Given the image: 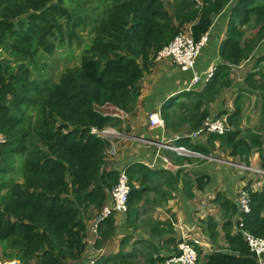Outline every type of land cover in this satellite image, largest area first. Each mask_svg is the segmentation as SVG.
<instances>
[{
    "label": "trees",
    "instance_id": "16d2710c",
    "mask_svg": "<svg viewBox=\"0 0 264 264\" xmlns=\"http://www.w3.org/2000/svg\"><path fill=\"white\" fill-rule=\"evenodd\" d=\"M110 3L95 25L93 43L82 52L81 64L67 68L54 82L33 78L32 67L40 55L63 44V20L70 24L72 39L76 27L86 24L85 16L79 12L73 16L66 0H0V248L13 250L8 258L23 264L35 258L36 264H66L68 257L76 261L82 257L90 210L100 211L107 204L120 176L107 155L110 138L92 133L91 128L121 127L124 119L112 113L135 110L140 82L158 51L188 28L198 40L222 12L229 20L214 75L201 90L185 89L166 100L160 113L169 132L182 133L176 146L209 156L219 142L220 149L236 158L234 163L248 166L257 151L259 167L264 169V0ZM247 28L257 34L246 37ZM2 50L9 59L1 57ZM248 59L252 69L245 77L246 86H240L234 83V66ZM229 89L237 92L235 109L223 107L213 114L214 104ZM253 95L261 97L258 111L263 126L242 128L245 105L248 100L252 103ZM214 115L224 120L226 130L196 134ZM186 124L189 131H182ZM126 172L131 190L124 220L117 213L102 220L94 246L105 247L121 224L131 231L123 236L119 252L101 255L96 264H132L139 255L143 264H165L166 254L179 253L180 232L171 219L154 218L151 211L168 204L180 181L184 196L201 206L196 192L205 190L212 178L208 173L195 180L182 178L180 169L173 172L143 163H130ZM249 172L255 180H244L264 181V173ZM190 181L198 182L195 189ZM245 188L251 194L250 213H241L238 200L222 194L216 200L223 210L222 222L211 214L210 205L204 206L201 227L216 248L203 261L199 256L198 264H258L243 234H235L233 228L242 218L245 229L264 237V183L260 189L254 190L250 183ZM138 230L149 232L150 238L137 237L127 250L135 237L132 231Z\"/></svg>",
    "mask_w": 264,
    "mask_h": 264
},
{
    "label": "crops",
    "instance_id": "0c3cea01",
    "mask_svg": "<svg viewBox=\"0 0 264 264\" xmlns=\"http://www.w3.org/2000/svg\"><path fill=\"white\" fill-rule=\"evenodd\" d=\"M228 20V16L225 12L219 13L214 17L209 41L202 48L201 55L198 59V63L196 66L198 70L204 72L210 66L216 67V65L220 61V47L222 41L226 36ZM252 63V60L248 59L240 65L234 66V70L237 72L235 73V77H237V82L234 83H239L240 86L241 84L243 86H246L245 77L248 72L251 71ZM245 69H247V71H245ZM191 77V70L183 71L180 67L173 63L171 58H156L151 68L144 73V76L140 82L141 95L138 99L135 110L129 114L125 113V118H123L124 120L121 127H115L117 132H119V134L123 136L113 138L114 143L111 149V153L109 155V159L112 162V165H114L115 168L119 169L123 166H127L130 163H143L152 168H165V164L167 163L164 159L168 158L170 161V166L168 169L173 172H177V170L180 169L182 178H187L189 176L195 180V178L200 173L201 175L208 173L211 176L212 180L205 190H201L200 195L202 197L209 196V205L211 208L209 210L214 211L211 214L215 215L217 219L222 222L224 220V217H222L223 210L221 209L220 203L216 202L218 195L222 194L228 198L238 200L239 204V195L242 186L245 185L244 187H246V184L250 183L252 185V188L256 190L261 188L264 181L241 180L242 183L238 182L232 172V166L235 167L233 162L234 157L230 156L229 153L225 152L222 148L220 149L219 142L215 144L216 146L212 153L214 156H211L212 154L208 156L203 153H201V156L179 155L167 146L176 145L175 141L179 138V136L182 135L181 132L171 133L166 129V127L156 128L153 130L149 129L148 127L149 114L152 111L160 110L161 106L166 100H168L174 95H177L179 92L185 91V89L190 87L189 83ZM206 83L208 82L204 78V80L201 79L199 82L195 83V85L198 90H201L206 85ZM191 89H193V85ZM229 90L226 91V93L224 92L221 98L219 99L220 101L214 104L212 110L213 114L217 113L218 110L223 107L229 108L232 106V102L230 100L231 97L228 94ZM215 115L214 117L210 116L207 119H214ZM182 131H189V125L186 124L185 126H183ZM183 156H187L191 160L181 158ZM230 157L233 158L232 162L229 161ZM222 162L223 164L225 163L226 166L221 170L219 163ZM219 172H222V174H226V178L228 181H214L215 177ZM234 181H237V183L234 184ZM190 182L193 183V187L195 189V185H197L198 182ZM221 182L226 184V188H224ZM231 185L234 186L231 187ZM178 186L179 189L177 190V192H174V197L172 199H169L168 204L164 206L171 213L169 214L171 217H165V219L169 218L171 220H174L179 217L178 219H181L183 221L185 227H194L192 231V236L200 241L197 244V250L200 259H202L203 261L204 257H206L208 253L212 252L216 248V246L214 241L204 233V230L201 225L198 226L194 223L193 215L197 214L198 211L192 209L190 205L183 206V209L181 211L182 203L183 205L184 203L190 204V202H195L196 200L190 201L189 198H186L184 196V181H180ZM197 193L198 192H196V194ZM195 199L197 198L195 197ZM201 207L204 213L205 207L203 205H201ZM159 208H163V206ZM95 212L96 213L94 219L97 217L99 210L95 209ZM201 217L203 218L204 216L202 215ZM92 221L93 220L88 221L87 223V236L84 238V242L86 244L85 250H83L84 254L78 261H76V259L74 258L72 261H69L68 264H84L90 256L91 252L94 250L95 240L98 234L97 232L92 231L90 228V222ZM237 225L238 224L236 223L233 228V232ZM198 228L200 232L198 231ZM218 232H221V230L218 229ZM128 233L129 232L125 229V227H122L120 225V227H118L116 230V234L111 239L112 242L110 241V244L108 243L106 245L107 249L104 250L105 254L103 257L119 252L121 249L122 238ZM132 233L135 234L136 237H133L130 240L129 244L125 247L127 250L133 248L134 242L136 241L137 237L150 238V234L149 232L147 233V231L145 232L139 230L136 232L132 231ZM117 236L121 237H119L114 242V239ZM129 245H131L130 249L128 248ZM161 253L166 254L164 251H162ZM172 253L166 255H170ZM0 256H2V251H0ZM139 256L142 257V255ZM95 257L97 260L99 259V257H101V255H97ZM35 259L29 260L28 264H36L37 259ZM7 260V257L3 258L0 261V264H10V262H8ZM17 264L23 263L19 260Z\"/></svg>",
    "mask_w": 264,
    "mask_h": 264
},
{
    "label": "built area",
    "instance_id": "2783aa9c",
    "mask_svg": "<svg viewBox=\"0 0 264 264\" xmlns=\"http://www.w3.org/2000/svg\"><path fill=\"white\" fill-rule=\"evenodd\" d=\"M200 3V1H199ZM211 33V28L203 33L201 37L197 40L195 39L190 28L186 30H182L179 32L173 40H171L168 44H166L163 48H161L157 55V59L169 57L173 61L175 65L180 67L183 71H192V77L190 80V87L186 90H190L192 85L199 82L201 80V75L206 73V81L209 82L212 76L214 75L215 68L214 66H210L204 72H200L197 69L198 59L201 55L202 48L208 43L209 37ZM125 113L123 110L119 111V117L125 118ZM149 129L153 130L156 128L165 127V122L161 116L159 111H152L149 114ZM94 131L99 134L107 133L108 130L100 131L97 128H93ZM226 130V125L223 119L215 118V119H207L204 122V125L200 127L195 133H203V132H215V133H223ZM113 133V131H112ZM109 135H107L108 137ZM195 136V135H192ZM168 148L173 150L174 152L180 155L187 156H201V153L196 151L187 149L184 146H176V145H168ZM167 164H170L168 158L164 159ZM130 193L129 186V178L125 169L120 172L119 182L112 189V197H113V209L116 211H125L127 209V201ZM239 206L241 213L247 214L251 211V194L248 189L245 187L241 188V192L239 195ZM112 208L105 207L103 212L97 219L92 223L91 230L97 232L98 223L103 220L106 216H108L111 212ZM172 224L175 227V230L180 232L178 236L177 249L179 251L178 254L172 253L166 259L165 264H198L199 262V253L195 247V243H199L200 241L192 236L193 228L185 227L183 221L181 219L172 220ZM242 233L244 239L246 240L250 251L256 255L257 263L264 264V237L255 235L249 230L244 228V220L241 218L238 225L235 227L234 233ZM102 251L95 249L91 252L90 256L86 260L84 264H96L97 255H101Z\"/></svg>",
    "mask_w": 264,
    "mask_h": 264
},
{
    "label": "rangeland",
    "instance_id": "374dc122",
    "mask_svg": "<svg viewBox=\"0 0 264 264\" xmlns=\"http://www.w3.org/2000/svg\"><path fill=\"white\" fill-rule=\"evenodd\" d=\"M111 1L112 0H66V7H68L72 11L73 16H74V13H77V12L81 13L86 18V24L76 27L75 31H76L77 36L72 38V39H69L68 38V31H69V25L70 24L68 25V23H66L63 20V27L65 30V40H64L63 44H58L53 53H51V54L43 53V55L39 56L40 62H37V64H35L32 67V77L35 79H38V80L49 79L51 81L56 82L59 80L60 76L62 75V73L67 68L79 66L81 64L82 52H84L85 49L93 43V37L95 36V29H94L95 25L98 23L101 16L104 15L105 12L107 11V9L112 5V3H110ZM170 1H172V0H169V2ZM86 11H88V12H86ZM246 34H247L246 37H248V36L252 37V35L255 36L257 34V31H256V29L247 28ZM1 57H4L6 59L10 58L8 53L5 50L1 51ZM245 71H247V69H245ZM200 72H202V71L200 70ZM235 73H237V72L235 71ZM206 77H207L206 73H203L201 75L202 80H204V78L206 79ZM235 82H237V80H235ZM234 88H236V87H234ZM191 91H198V88L196 87L195 84L193 85V89H191ZM225 93H226V91H225ZM228 94L231 97L230 98V100L232 102L231 109H233V108L235 109L234 99L237 96V92H235L233 90H229ZM181 98H183V97H181ZM252 98L254 99V101L252 99V103L250 100H248L246 102L245 110L243 113L242 128L249 127V128L255 129L257 127L263 126L261 124L260 119H259L260 114L258 111L260 109L261 97L253 95ZM10 102L11 101H10V97H9L7 100V103L10 104ZM255 107H256V110L253 112V108H255ZM95 133H97V132H95ZM98 135L101 136L102 138H107L108 134L103 133V134H98ZM119 136L122 137L123 135L119 134V135H116L115 137H119ZM2 138H3V136L0 135V139H2ZM110 140H111V145H110V148H109L108 154H107L108 158H109V155L111 153V149H112V146L114 143L113 138H111ZM234 159H236V158L234 157ZM232 160H233V158L230 157L229 161L232 162ZM238 160H240V158H238ZM259 164H260V153L256 151L251 156V163L249 166L246 164H245L246 166L244 164L242 165V163H240V162L237 164L234 163L235 167L232 166V172H233L234 176H237L236 180L240 183H242L241 180H244V179L253 180L254 176H251L250 172L248 173L249 170H252L254 173L255 172L264 173V169H261L259 167ZM219 165H220L221 170L226 166L225 163L223 164V162L219 163ZM243 168H248V169H243ZM214 181H228V180L226 178V174H222V172H219L217 174V176L215 177ZM237 181H234V184L237 183ZM221 183L223 184L224 188H226V184L223 182H221ZM233 186L234 185H231V187H233ZM244 186H242V187H244ZM200 194L201 193L198 192L196 195V198L201 201L203 206L209 205L210 204L209 196L202 197ZM185 205H187V206L190 205V207L192 209L198 211L197 214L193 215V219H194L193 221L195 224L200 226L201 220L203 219L201 216L203 215L205 217L207 208H205V211L203 213L201 206L197 205L195 202H190V204L184 203V205L182 203L181 211L183 209V206H185ZM159 207H161V206H158V207L154 208L153 211H151V214L154 216V218L161 217V219H165V217H171L169 215L171 213L165 207H163V208H159ZM92 210H90V215H92V220H94L96 212H95V209H92ZM210 212L213 213L214 211H210ZM118 216H119V220L121 221L123 219V217L121 215H118ZM177 218H179V217H177ZM93 222L94 221H92V223ZM92 223H91V225H92ZM121 226L123 227L122 224H121ZM128 231H131V230H128ZM198 231L200 232L199 228H198ZM119 237H121V236H119ZM119 237L117 236L114 239V242ZM221 240H223V239L221 238ZM155 241L157 243H160V245L162 244L159 238H156ZM128 248L130 249L131 245H129ZM0 250L2 251V256H0V261H1L3 258L7 257L8 251L3 246L0 248ZM73 259H74V257H71V258L68 257L67 259H64V260H65V263L67 262V264H68V262L72 261ZM15 260H16V263H13L12 262L13 260H12V261H10V264H17L19 260H17V259H15ZM131 263L132 264H143V258L141 256H138L136 259H133Z\"/></svg>",
    "mask_w": 264,
    "mask_h": 264
},
{
    "label": "clouds",
    "instance_id": "9594fccd",
    "mask_svg": "<svg viewBox=\"0 0 264 264\" xmlns=\"http://www.w3.org/2000/svg\"><path fill=\"white\" fill-rule=\"evenodd\" d=\"M200 3H201V1H200ZM157 111L160 112V110H157ZM112 115L119 117L120 114H119V111H117V110L114 109V112L112 113ZM120 118H121V117H120ZM122 119H123V118H122ZM163 120H164V119H163ZM112 131H113V133H112ZM91 132L95 133L96 131H94L93 128H91ZM108 132H109L108 135H110V136H108L107 138H110V139H111V138H114L116 135L119 134V132H117V130H114V129H109ZM96 134H99V133L97 132ZM235 164H237V163H235ZM128 165H129V164H128ZM128 165H127V167H128ZM169 166H170V164H165V167H166V168H169ZM127 167H126V166H125V167L123 166V167L119 168L120 172H121L123 169L126 170ZM114 168H115V167H114ZM117 169H118V168H117ZM127 174H128V173H127ZM116 185H117V184H116ZM116 185H115V186H116ZM115 186H114V187H115ZM129 186H130V184H129ZM114 187H113V188H114ZM130 190H131V188H130ZM111 193H112V190L109 192V195H108V201H109V202H107V204H106V205H105V206H104V207L98 212L97 217L101 215V213L103 212V210H104L105 207H110V208H112V210H111L110 214H109L108 216H106L105 218L111 216L113 213H117V217H118V219H119V216H118V215H121V216L123 217V219H122V221H123V220H124V215H125V213H126L127 210H128V201H127V209H126L125 211H121V212H120V211H116V210L113 209V203H114V201H113V197H112ZM129 194H130V193H129ZM128 197H129V196H128ZM97 217H96L93 221H95V220L97 219ZM105 218H104V219H105ZM169 218H170V217H169ZM104 219H103V220H104ZM101 221H102V220H101ZM101 221H100V222H101ZM100 222H99V223H100ZM99 223H98V224H99ZM95 249L102 251V254H101V255H104V254H105V251H104V250L106 249V247H102V248H95V247H94V250H95ZM8 250H9V251H8ZM7 251H8L7 258H8L9 255H14L13 250L7 248ZM167 258H168V256H167ZM167 258H166V259H167ZM12 260H13V261H12ZM17 260H18V259H17ZM7 261H8V262L12 261L13 263H15L16 260H15V258H12V259L8 258ZM165 262H166V261H165ZM198 263H199V262H198Z\"/></svg>",
    "mask_w": 264,
    "mask_h": 264
}]
</instances>
